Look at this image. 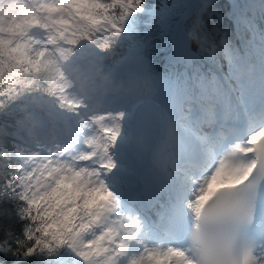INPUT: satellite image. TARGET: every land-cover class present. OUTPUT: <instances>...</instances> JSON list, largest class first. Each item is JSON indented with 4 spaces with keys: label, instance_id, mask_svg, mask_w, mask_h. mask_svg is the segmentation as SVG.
<instances>
[{
    "label": "snow or ice",
    "instance_id": "snow-or-ice-1",
    "mask_svg": "<svg viewBox=\"0 0 264 264\" xmlns=\"http://www.w3.org/2000/svg\"><path fill=\"white\" fill-rule=\"evenodd\" d=\"M211 3H173L184 26L179 55L152 74L154 99L85 116L75 144L12 141L0 196H18L28 224L15 248L5 242L0 252L43 264H264V29L256 22L264 3L234 5L232 18L251 38L211 45L205 72L187 36L199 51L209 45ZM145 7L0 0V107L37 83L73 106L57 53L82 41L109 48Z\"/></svg>",
    "mask_w": 264,
    "mask_h": 264
},
{
    "label": "clouds",
    "instance_id": "clouds-1",
    "mask_svg": "<svg viewBox=\"0 0 264 264\" xmlns=\"http://www.w3.org/2000/svg\"><path fill=\"white\" fill-rule=\"evenodd\" d=\"M195 31L201 28L197 26ZM187 39L200 47L191 33ZM209 48L210 44L201 53L209 55ZM139 49L135 25L129 21L103 51L82 41L71 53H57V75L73 106L61 104L54 90L37 83L0 107L3 162H7L6 149L15 139L49 147L75 144L82 135L85 116L127 111L132 105L154 99L152 73L137 55ZM75 105L81 106L80 116L74 115Z\"/></svg>",
    "mask_w": 264,
    "mask_h": 264
},
{
    "label": "trees",
    "instance_id": "trees-1",
    "mask_svg": "<svg viewBox=\"0 0 264 264\" xmlns=\"http://www.w3.org/2000/svg\"><path fill=\"white\" fill-rule=\"evenodd\" d=\"M146 7L142 13L134 15L130 21L135 25L136 35L139 39L140 54L143 64L153 74L165 73L168 70L169 60L178 57L179 52L176 47V34L181 33L183 25L179 23L175 11H171L175 0H145ZM264 0H212L210 15L204 17L205 27L208 33L209 44L216 45L219 50L220 41L227 37L236 47L241 45V36L245 40L251 38V34L244 30L243 26L238 29L232 18L234 5L243 6L245 4H261ZM249 17L252 12L247 13ZM257 25L264 29V21L257 19ZM178 33V34H179ZM193 51L199 59L196 64H203V70L211 67L207 61V54H202L196 45ZM222 65V71H227V62L222 55L217 56ZM180 70L182 66L177 65ZM8 151H11L9 145ZM0 185L10 178L13 168L7 167V162L0 161ZM14 167L15 161L12 162ZM25 203L18 196H0V244L7 242L9 246L15 248V241L22 239L28 221L23 218L21 210ZM0 264H43L42 260L33 257L22 262H18L13 255L0 252Z\"/></svg>",
    "mask_w": 264,
    "mask_h": 264
},
{
    "label": "rangeland",
    "instance_id": "rangeland-1",
    "mask_svg": "<svg viewBox=\"0 0 264 264\" xmlns=\"http://www.w3.org/2000/svg\"><path fill=\"white\" fill-rule=\"evenodd\" d=\"M260 1H261V0H260ZM262 1H263V0H262ZM36 38H37V39H41V37H40V36H37ZM139 55H140V54H139ZM152 74H153V73H152Z\"/></svg>",
    "mask_w": 264,
    "mask_h": 264
}]
</instances>
